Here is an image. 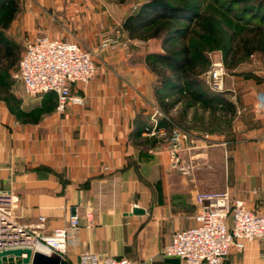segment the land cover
Listing matches in <instances>:
<instances>
[{
    "label": "crops",
    "instance_id": "0c3cea01",
    "mask_svg": "<svg viewBox=\"0 0 264 264\" xmlns=\"http://www.w3.org/2000/svg\"><path fill=\"white\" fill-rule=\"evenodd\" d=\"M25 2L20 3L23 29L32 37L74 41L66 39L69 34L57 24L60 6L68 1ZM81 3L84 7L72 14L74 21L91 17L90 3ZM131 50L134 57L128 54ZM135 52L122 34L119 71L106 70V63L99 66L89 84L73 88L84 97L83 106L55 109L38 123L19 122L0 97V189L18 193L19 220L32 224L45 216L49 232L67 223L74 204L91 205L94 210L95 224L89 226L82 218L79 244L69 246L67 257L46 255L48 262L39 264H75L84 251L128 257L137 264H183L162 250L175 231L196 224L198 192L228 188L232 198L264 210V116L255 106L264 81L251 84L248 75L235 78L231 92L225 94L227 109L218 105L211 111L195 105L193 116L190 109L195 106L176 110L180 101L166 114L150 88L152 72L145 62L149 51ZM12 91L17 96L13 86ZM22 106L26 108L23 100ZM139 117L148 126L152 117L165 118L166 126L175 121L187 125L188 129L181 127L190 136L184 154L186 172L171 168L166 136L159 140L156 134L143 132L142 141L145 136L156 141L147 150L140 139H130ZM209 119L212 128L207 127ZM171 127L160 134H170ZM146 160L158 168V185L140 167ZM135 206L144 213H134ZM227 264H264V244L254 240L244 250L232 249Z\"/></svg>",
    "mask_w": 264,
    "mask_h": 264
},
{
    "label": "built area",
    "instance_id": "2783aa9c",
    "mask_svg": "<svg viewBox=\"0 0 264 264\" xmlns=\"http://www.w3.org/2000/svg\"><path fill=\"white\" fill-rule=\"evenodd\" d=\"M97 72L96 52L77 41L40 35L26 42L15 77L19 78L27 96L56 94V110L67 106H83L84 97L73 91L75 85H87ZM224 66L221 62L207 72V82L215 92L225 91ZM256 110L264 116V89L255 95ZM150 135L163 132L158 120ZM190 142L189 133L174 126L168 139L169 163L173 170L186 172L184 154ZM196 224L175 231L163 255L175 257L183 264H227L232 249L244 250L248 242L264 244V210L256 211L242 198H232L228 188L221 191H201L195 196ZM20 197L14 189H0V253L15 248H30L33 253L57 254L67 257L70 245L79 244L82 218L89 226L95 224L91 205L74 204L67 223L46 230V217L38 222L22 223L16 214ZM25 256V254H23ZM75 264H137L128 257L102 255L84 251Z\"/></svg>",
    "mask_w": 264,
    "mask_h": 264
},
{
    "label": "trees",
    "instance_id": "16d2710c",
    "mask_svg": "<svg viewBox=\"0 0 264 264\" xmlns=\"http://www.w3.org/2000/svg\"><path fill=\"white\" fill-rule=\"evenodd\" d=\"M140 1V6L126 15L122 28L131 39H162L163 51L145 57L158 81L154 94L161 110L167 114L180 101H187L185 110L195 105L211 111L218 105L227 109V92H215L202 85L200 74L210 65L206 51L219 50L224 60L232 63L239 56L264 55V0ZM20 11L19 0H0V97L19 122L38 123L56 109V94L48 92L40 104L26 109L12 91L20 51L2 29L9 28ZM166 125L165 118L158 122V126ZM148 129L140 117L136 118L130 139L148 143L142 142V134Z\"/></svg>",
    "mask_w": 264,
    "mask_h": 264
},
{
    "label": "rangeland",
    "instance_id": "374dc122",
    "mask_svg": "<svg viewBox=\"0 0 264 264\" xmlns=\"http://www.w3.org/2000/svg\"><path fill=\"white\" fill-rule=\"evenodd\" d=\"M64 3L60 6L61 12L59 13L60 20L57 22L59 25L60 31L69 34L66 39H72L74 41L79 42L84 48L90 49L96 52V64H97V71L98 67L103 65L106 67V70H111L114 74L119 71L118 68L120 67V39L123 34V39L126 45H129L131 48L135 49V53H138L140 50H148V53L152 52H162V39L161 38H150L147 40H140V39H131L127 32L122 28V22L127 14L135 11L142 1L140 0H127L126 2L120 3L119 0H86L90 4H87V8L91 10L92 14L91 17L88 19L74 21V16L72 15L73 12L79 10L80 8L84 7V4L80 3V0H63ZM70 1V2H69ZM224 1V0H222ZM258 1V0H254ZM19 2L26 3L25 0H19ZM71 3V4H70ZM21 5V9H22ZM29 7V6H28ZM31 7V6H30ZM29 7V8H30ZM19 14V15H18ZM12 23L10 24L9 28L2 29L3 34L9 40L14 41L19 45L20 57L25 49L26 42L34 37H32L30 31H26L23 28L25 27L24 21V13H18ZM24 30V31H23ZM121 32V33H120ZM65 38V37H64ZM123 42V40L121 41ZM147 53V54H148ZM131 57H134V53L131 50L128 53ZM146 54V55H147ZM206 55L210 59V65L208 68L204 69L200 74V79L202 81V85L207 88L208 90H212L207 82V72L214 67V64L217 62H221L224 66L225 74H224V82H225V91L224 92H231L229 88H233L232 82L235 78L244 77V75H248L253 78V81L250 82L253 84L254 82L264 81V55L260 53H256L250 57H242L239 56L238 60L234 63L231 61H225L223 58V54L219 50L214 51H206ZM146 57V56H145ZM18 61V64H19ZM109 62V63H108ZM108 63V65H107ZM18 66L16 70L13 72V90L19 96L24 103L26 108L31 107L34 102H39L42 100V96H27L23 93L22 83L19 78L15 77L17 72ZM97 74V72H96ZM95 74V76H96ZM94 76V77H95ZM150 88L153 91L155 85L158 84L157 78L154 73H152V77L150 79ZM250 87V86H248ZM213 91V90H212ZM23 96V97H22ZM187 101H183L176 109L178 112L181 110L184 111ZM196 106L191 108L190 111L192 112L193 116L196 114ZM176 111V112H177ZM199 116V115H198ZM200 118V117H199ZM159 119V118H158ZM156 118L150 119L149 128L153 129L156 124ZM159 122V121H158ZM209 126L208 128H212V120H208ZM175 125L166 126V128L162 127L163 129H169L171 127L172 130L174 126L186 128L187 125L183 126L178 122H174ZM206 127V128H207ZM170 130V132H171ZM147 133V132H146ZM167 134V132L165 133ZM169 135H164L156 133V136L159 140H163V138H168ZM153 136V135H152ZM146 139H143L142 142L148 141L145 145H143L144 150H147V146L151 143L149 141V137L145 136ZM140 142V141H139ZM154 161V159H150V162ZM140 167L143 169V172L147 175V177L154 178L156 184L158 185V173L157 166L153 163H149L146 160L145 163H141ZM156 174V175H155ZM23 223V222H22ZM47 258L46 255L37 253V260L36 262L44 261ZM46 263V262H45Z\"/></svg>",
    "mask_w": 264,
    "mask_h": 264
},
{
    "label": "water",
    "instance_id": "95a60500",
    "mask_svg": "<svg viewBox=\"0 0 264 264\" xmlns=\"http://www.w3.org/2000/svg\"><path fill=\"white\" fill-rule=\"evenodd\" d=\"M144 209L135 206L133 209L134 213H144ZM25 254V256H23ZM37 253H33L30 248H15L4 250L0 253V264H39L36 262ZM48 262V259H44Z\"/></svg>",
    "mask_w": 264,
    "mask_h": 264
}]
</instances>
